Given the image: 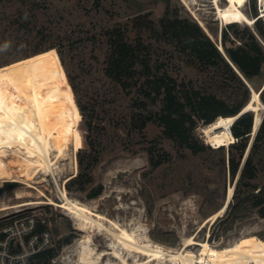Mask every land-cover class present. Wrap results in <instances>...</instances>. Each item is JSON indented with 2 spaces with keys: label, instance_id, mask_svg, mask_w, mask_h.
I'll list each match as a JSON object with an SVG mask.
<instances>
[{
  "label": "rangeland",
  "instance_id": "obj_1",
  "mask_svg": "<svg viewBox=\"0 0 264 264\" xmlns=\"http://www.w3.org/2000/svg\"><path fill=\"white\" fill-rule=\"evenodd\" d=\"M263 1H256L261 18ZM219 2L222 8L227 6L225 0ZM253 5V0H247L242 9L251 19H254ZM168 14L197 22L203 29L207 27L218 44L222 29L232 23L227 20L222 23L213 0H0V67L26 61L32 72L37 69L43 82L50 78L57 102L54 119L74 132L78 170L82 159L94 179L86 192L76 186L68 191L66 180L73 176L74 164L66 155L56 157L59 158L55 159V175L33 171L29 183L0 182V189L7 183L17 185L0 196V225L22 217H33L40 224L45 222L54 235L56 248L61 245L52 264H78L79 248L85 239L72 216L57 205L61 203V188H66L71 199L123 222L129 229L149 234L152 241L168 249H180L194 235L198 241H207L215 248L252 236L264 242V217L258 209L242 210L233 222L216 220L206 224L224 206L231 187L234 192L236 189L238 179L232 181L230 173L231 145L225 150L194 155L164 138L163 128L154 121L141 129L142 117L160 111L161 104L149 101L146 108L141 107L138 88L129 95L106 76L111 38L121 33L130 43L136 44L141 39L145 46H151L149 51H143L150 52L155 73L167 72L178 84L203 85L209 77L189 68L180 57H171L175 51L171 44L134 27L136 17L147 15L160 31ZM239 24L255 30L254 25ZM39 33L44 36H38ZM40 45H44L43 49L58 45L63 60L56 49L26 58ZM42 53L47 55L46 60ZM140 71L139 66L141 74ZM263 85L264 74L254 87L257 90ZM204 127L199 125L196 137L218 149L207 144L202 135ZM254 138L252 134L249 145ZM66 141L65 152L71 157L74 155L71 134ZM150 152L156 157L165 155L166 162L154 168ZM255 161L258 173L254 183L259 192L264 186V145ZM98 185H103V194L89 200L91 188ZM67 238H71L70 244L64 242ZM93 242L97 251L113 249L105 234L95 232ZM199 250L200 247L195 248L196 252ZM107 261L120 264L111 256H106L104 262Z\"/></svg>",
  "mask_w": 264,
  "mask_h": 264
},
{
  "label": "trees",
  "instance_id": "obj_2",
  "mask_svg": "<svg viewBox=\"0 0 264 264\" xmlns=\"http://www.w3.org/2000/svg\"><path fill=\"white\" fill-rule=\"evenodd\" d=\"M256 1L253 0L252 8L255 30L252 31L248 26L242 28L237 23H229L221 33L224 52L219 48L218 42L213 41L197 22L171 17L168 14L162 20V28L158 31L147 15L135 18L134 27L139 32H149L156 40L171 44L175 48V51L170 54L171 57H180L189 68L198 70L209 77L200 86L178 84L167 72L155 73L148 55L150 52L144 54L145 51H143V49L149 51L151 46H145L141 39L136 44L130 43L121 33L111 38V49L105 69L106 76L129 95L132 94L134 88H138V100L141 107L146 108L149 101L153 104H161L160 111L149 117H142L141 129L154 121L163 128L164 138L170 139L178 148L189 150L194 155L207 150H225V146L212 149L205 145L196 137L195 131L200 124L208 126L219 117L239 116L252 99V88L255 89V81L263 78L264 20L260 17ZM38 36L43 37L44 35L39 33ZM43 48L44 45L34 48L32 55L26 58L49 49H56L63 60L58 45L49 49ZM46 56L43 53L41 55L45 60ZM139 66L141 74L138 73ZM33 73L36 75L37 94L52 101L56 108L57 102L51 88L50 78L47 82H43L37 69H33ZM71 86L76 93L72 81ZM263 86L257 91L261 93L264 103ZM81 109L83 110L82 107ZM54 111L57 113V110ZM254 119L253 112H246L232 126V133L237 139L231 145L229 152L232 181L237 179L243 160H246L227 212L223 219H218L223 223L236 220L242 210L258 209L259 215L264 217V186L257 192L258 187L254 183L258 173L255 158L264 145V119L253 142L249 145L253 134ZM54 124L57 127H64V123L56 118ZM248 148L250 151L247 155ZM150 162L154 168H158L166 162V157L165 155L156 157L150 152ZM79 163L80 171L67 183L68 191L72 190V186H76L80 191L86 192L94 184L92 173L86 171L83 160L81 159ZM14 186H17L16 183H7L5 188L0 189V196ZM103 191V185L91 188L88 194L89 200L97 199ZM39 229L43 230L45 227L40 224ZM64 242L70 244L71 238H67ZM60 248L61 245L58 249L55 246L36 255L33 264H52Z\"/></svg>",
  "mask_w": 264,
  "mask_h": 264
},
{
  "label": "bare ground",
  "instance_id": "obj_3",
  "mask_svg": "<svg viewBox=\"0 0 264 264\" xmlns=\"http://www.w3.org/2000/svg\"><path fill=\"white\" fill-rule=\"evenodd\" d=\"M225 1L227 6L222 8L219 0H213L222 23L227 20L254 25L255 19L249 18L242 10L247 0ZM204 30L212 36L207 27ZM219 48L224 52L220 44ZM252 91V99L244 113L255 112V137L264 119V112L261 113L264 111V103L261 93L254 88ZM54 108L52 101L37 94L35 77L28 62L0 67V124L3 125L0 128V182L5 180L29 183L33 171L47 176L55 175L56 157L66 155L74 164V174L66 183L77 176L79 170L76 136L67 127L55 126ZM236 118L219 117L214 123L205 126L202 135L207 144L220 148L235 143L237 139L232 133V126ZM68 134L73 138L74 155L71 157L65 152ZM249 151L250 149L248 153ZM60 194L61 203L50 201L51 204H57L67 211L75 220L77 229L85 234L78 252V264H111L109 261L104 262L106 256L119 260L120 264H264V242L258 237L242 238L232 245L215 248L207 241H198L194 235L187 238L180 249L172 250L152 241L149 234L141 230L137 232L133 227L130 230L121 224L123 222L112 220L107 215L95 212L88 204L71 199L66 188H61ZM233 195L234 189L231 187L224 206L210 216L206 224L215 222L225 214ZM95 232L105 234L112 241L113 249L97 251L93 242ZM196 247H200L197 252Z\"/></svg>",
  "mask_w": 264,
  "mask_h": 264
},
{
  "label": "built area",
  "instance_id": "obj_4",
  "mask_svg": "<svg viewBox=\"0 0 264 264\" xmlns=\"http://www.w3.org/2000/svg\"><path fill=\"white\" fill-rule=\"evenodd\" d=\"M40 230L33 217H22L0 225V264H33L36 255L55 247L52 232Z\"/></svg>",
  "mask_w": 264,
  "mask_h": 264
},
{
  "label": "water",
  "instance_id": "obj_5",
  "mask_svg": "<svg viewBox=\"0 0 264 264\" xmlns=\"http://www.w3.org/2000/svg\"><path fill=\"white\" fill-rule=\"evenodd\" d=\"M264 17V16H263ZM262 17V18H263ZM210 36V35H209ZM210 38L214 41V39L212 38V36H210ZM219 44L222 46V39L220 38V40H219ZM263 89H264V86H263ZM242 114H244V111L239 115V116H237V118H236V120L242 115ZM253 137H254V134H253ZM244 162H245V160H243V163H242V165H241V168H240V171H239V174H238V176H237V179L239 178V176H240V174H241V171H242V169H243V166H244ZM230 204V203H229ZM229 204H228V206H229ZM227 209H228V207H227Z\"/></svg>",
  "mask_w": 264,
  "mask_h": 264
},
{
  "label": "snow or ice",
  "instance_id": "obj_6",
  "mask_svg": "<svg viewBox=\"0 0 264 264\" xmlns=\"http://www.w3.org/2000/svg\"><path fill=\"white\" fill-rule=\"evenodd\" d=\"M3 127V125L2 124H0V128H2ZM245 243H247V241H245Z\"/></svg>",
  "mask_w": 264,
  "mask_h": 264
}]
</instances>
